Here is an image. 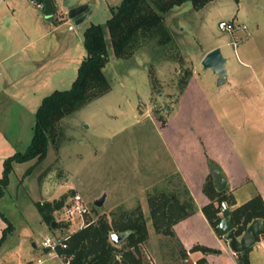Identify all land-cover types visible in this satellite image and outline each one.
Listing matches in <instances>:
<instances>
[{
  "label": "rangeland",
  "instance_id": "1",
  "mask_svg": "<svg viewBox=\"0 0 264 264\" xmlns=\"http://www.w3.org/2000/svg\"><path fill=\"white\" fill-rule=\"evenodd\" d=\"M122 1L78 0L77 5L90 4V9L87 19L76 25L68 18L64 0H52L51 18L36 0H0V60H4L0 125L16 153L31 145L43 99L71 89L87 57L86 29L105 25L112 8ZM68 19L70 27L44 35L50 20L58 24ZM221 21L246 29L223 31ZM166 24L173 37L166 47L150 44L129 59H118L109 46L104 74L112 90L59 123L46 160L14 164L10 185L0 199V212L13 226L0 250V264H63L42 248V242L52 235H73L81 222H62L57 211L59 228L52 229L43 221L38 204L65 196L66 205L77 194L91 211L86 225L102 217L111 222L121 210L141 209L149 231L148 241L141 245L145 264H190L175 237L156 231L150 205L151 197L180 196L185 189L167 149L163 125L189 74L196 80L186 108L198 111L195 121L211 126L217 116L238 141L241 156L253 158L257 165L264 162V0H215L201 10L187 2L167 14ZM216 48L222 49L231 75L249 79L245 85L218 86L215 74L203 68L202 60ZM104 196L103 206L96 207L95 201ZM124 246L123 241L119 247Z\"/></svg>",
  "mask_w": 264,
  "mask_h": 264
},
{
  "label": "trees",
  "instance_id": "2",
  "mask_svg": "<svg viewBox=\"0 0 264 264\" xmlns=\"http://www.w3.org/2000/svg\"><path fill=\"white\" fill-rule=\"evenodd\" d=\"M215 0H123L117 8H112V17L105 25H91L84 32V45L87 57L81 63L76 80L70 90L55 91L45 97L36 111V123L31 145L24 153H16L4 162L3 176L0 178V199L6 194L10 185V176L14 164L35 161L36 164L46 160L52 142L57 138L58 125L67 117L83 109L88 104L107 95L112 86L104 74V68L110 60L109 46L113 56L118 59L131 58L146 45L166 47L173 42L172 34L166 24V16L174 8L191 2L195 10H201ZM192 75L184 81L182 91L186 88ZM34 169L32 166L27 172ZM211 187V188H210ZM215 183L210 176L205 185V192L212 197ZM213 202L203 208V212L218 233L221 221L222 204L228 208L235 201L226 189L213 195ZM66 197L45 204H38L44 222L52 229L56 221L54 213L65 205ZM151 219L158 233L175 237L174 226L181 220L193 215L197 208L195 201L185 186L181 195L161 193L151 197ZM236 228L234 234L241 237L255 220L264 221V201L257 196L245 205L231 212ZM7 224L0 239V250L7 240L13 226L0 212ZM112 233L126 234L125 246H115L110 238ZM219 234V233H218ZM264 237V234L262 235ZM149 239L148 226L140 208L133 212L123 210L114 214L111 222L105 217L88 225L71 235L67 249H60L65 258L71 257L70 264H145L141 245ZM196 249L209 251L203 247ZM250 250V249H249ZM249 250L237 254L239 264H250Z\"/></svg>",
  "mask_w": 264,
  "mask_h": 264
},
{
  "label": "crops",
  "instance_id": "3",
  "mask_svg": "<svg viewBox=\"0 0 264 264\" xmlns=\"http://www.w3.org/2000/svg\"><path fill=\"white\" fill-rule=\"evenodd\" d=\"M50 22L51 25H45L44 28L46 36L57 34L64 27H70L73 24L69 19L58 24H54L51 20ZM31 45L32 43L25 45L24 48ZM3 61L0 60V64ZM227 68L229 77L225 84L229 82L232 87H236L245 85L249 81L246 77L243 80L240 79L236 73L231 75L229 67ZM214 76L218 80V76ZM194 78L196 77L192 76L189 80L178 98L177 105L167 118L166 124L163 125L169 154L197 208L193 215L174 226L175 239L185 254L186 262L190 264H239L238 257L231 250L226 237L220 236L215 231L203 212V208L211 203L218 207V203L213 202V195L222 191L216 185L211 168H218L227 181L224 189L233 196L235 201L229 208L232 212L257 196H261L264 201V162L257 165L253 158L241 156L238 151V141L228 133L217 116L215 117L217 123L211 126L195 121L199 117L197 116L199 115L198 111L192 113L186 108L188 93L194 87L193 84L196 80ZM193 92L197 93L198 91ZM189 108L191 109V107ZM4 131V127L0 125V178L3 176L5 160L16 153ZM210 176L215 183V189L211 191L212 197L205 192V185ZM220 216L222 217L221 214ZM6 227L7 224L0 216V239ZM197 247H203L209 251L195 250ZM248 258L250 264H264L263 236L260 243H256L250 248Z\"/></svg>",
  "mask_w": 264,
  "mask_h": 264
},
{
  "label": "water",
  "instance_id": "4",
  "mask_svg": "<svg viewBox=\"0 0 264 264\" xmlns=\"http://www.w3.org/2000/svg\"><path fill=\"white\" fill-rule=\"evenodd\" d=\"M42 5L43 13L47 18H51L55 13V7L52 0H36ZM78 0H64L63 6L68 8V18L74 20L76 25H81L89 16L86 12L90 9V4L77 5ZM227 58L223 55L221 48H216L210 51L202 60V66L205 70H211L215 75L218 76V86L225 84L229 77V71L227 68ZM211 174L216 182L219 190H223L227 183L223 177L221 171L216 168H211ZM105 196L95 201L96 207H102L105 202ZM57 225V221L53 223V227ZM236 226L233 223V218L230 209L226 203L222 204V218L218 226V233L222 237H226L229 242L231 250L235 254L243 253L252 248L256 243H260L262 235L264 234V221L255 220L253 221L246 232L241 236L237 237L234 234ZM127 235L120 233H112L110 235L111 241L115 246H119L125 241ZM32 246L34 249H38L37 242H33Z\"/></svg>",
  "mask_w": 264,
  "mask_h": 264
},
{
  "label": "built area",
  "instance_id": "5",
  "mask_svg": "<svg viewBox=\"0 0 264 264\" xmlns=\"http://www.w3.org/2000/svg\"><path fill=\"white\" fill-rule=\"evenodd\" d=\"M37 4L38 7L42 8V5H40L38 2ZM219 28L223 31L233 33L237 29L245 30L246 26L221 21L219 23ZM58 211H61L62 222H81V229L85 228L88 225H86L85 219L91 211L84 198L80 194L74 195L71 202L69 204H66L62 209ZM70 237L71 235L65 234L48 236L43 240L42 248L46 250L49 255L62 260L63 264H70L72 258H65L60 254V249L68 248V241Z\"/></svg>",
  "mask_w": 264,
  "mask_h": 264
},
{
  "label": "flooded vegetation",
  "instance_id": "6",
  "mask_svg": "<svg viewBox=\"0 0 264 264\" xmlns=\"http://www.w3.org/2000/svg\"><path fill=\"white\" fill-rule=\"evenodd\" d=\"M79 6V5H78Z\"/></svg>",
  "mask_w": 264,
  "mask_h": 264
}]
</instances>
